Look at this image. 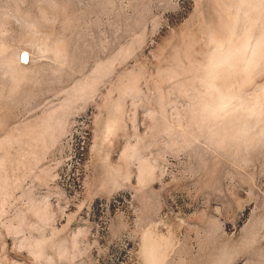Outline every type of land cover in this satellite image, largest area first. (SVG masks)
Segmentation results:
<instances>
[{"label":"rangeland","instance_id":"obj_1","mask_svg":"<svg viewBox=\"0 0 264 264\" xmlns=\"http://www.w3.org/2000/svg\"><path fill=\"white\" fill-rule=\"evenodd\" d=\"M0 264H264V0H0Z\"/></svg>","mask_w":264,"mask_h":264}]
</instances>
